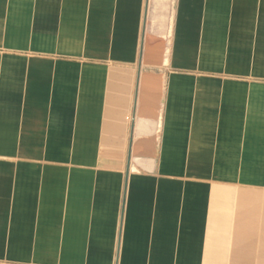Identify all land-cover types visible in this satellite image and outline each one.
<instances>
[{
	"label": "crops",
	"instance_id": "0c3cea01",
	"mask_svg": "<svg viewBox=\"0 0 264 264\" xmlns=\"http://www.w3.org/2000/svg\"><path fill=\"white\" fill-rule=\"evenodd\" d=\"M147 5L0 0V264H264V0Z\"/></svg>",
	"mask_w": 264,
	"mask_h": 264
},
{
	"label": "rangeland",
	"instance_id": "374dc122",
	"mask_svg": "<svg viewBox=\"0 0 264 264\" xmlns=\"http://www.w3.org/2000/svg\"><path fill=\"white\" fill-rule=\"evenodd\" d=\"M173 0H148L147 11L145 14V25L147 33H151V37L164 51V33L168 29L172 21ZM165 70V68H162Z\"/></svg>",
	"mask_w": 264,
	"mask_h": 264
}]
</instances>
